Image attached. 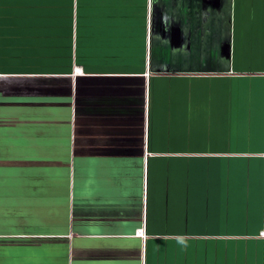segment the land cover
<instances>
[{
    "label": "crops",
    "instance_id": "0c3cea01",
    "mask_svg": "<svg viewBox=\"0 0 264 264\" xmlns=\"http://www.w3.org/2000/svg\"><path fill=\"white\" fill-rule=\"evenodd\" d=\"M261 232L264 0H0V264H264Z\"/></svg>",
    "mask_w": 264,
    "mask_h": 264
},
{
    "label": "built area",
    "instance_id": "2783aa9c",
    "mask_svg": "<svg viewBox=\"0 0 264 264\" xmlns=\"http://www.w3.org/2000/svg\"><path fill=\"white\" fill-rule=\"evenodd\" d=\"M141 232H138L140 235H142L143 236V232H142V230H140ZM261 235L264 237V232H261Z\"/></svg>",
    "mask_w": 264,
    "mask_h": 264
}]
</instances>
